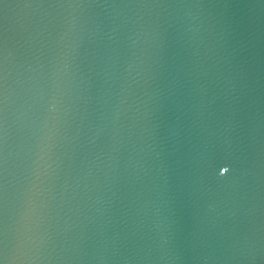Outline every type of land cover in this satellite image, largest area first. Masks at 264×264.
<instances>
[{
	"label": "water",
	"instance_id": "water-1",
	"mask_svg": "<svg viewBox=\"0 0 264 264\" xmlns=\"http://www.w3.org/2000/svg\"><path fill=\"white\" fill-rule=\"evenodd\" d=\"M0 264H264V0H0Z\"/></svg>",
	"mask_w": 264,
	"mask_h": 264
}]
</instances>
